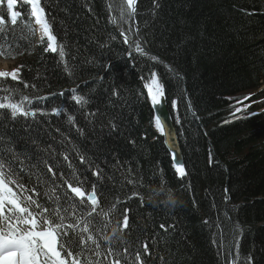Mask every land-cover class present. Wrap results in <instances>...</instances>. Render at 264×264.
<instances>
[{
    "label": "trees",
    "instance_id": "trees-1",
    "mask_svg": "<svg viewBox=\"0 0 264 264\" xmlns=\"http://www.w3.org/2000/svg\"><path fill=\"white\" fill-rule=\"evenodd\" d=\"M112 1L121 21L122 1ZM41 3L57 37V52L46 50L44 41L36 43L22 4L16 7L23 15L15 28L7 21V9L0 8L6 19L0 50H6L5 57L20 58L23 66L19 80L0 78V92L8 88L37 96L90 81L85 91L49 99L33 118H13L10 110L0 109V151L18 155L14 168L21 181L41 193L46 207L52 204L43 193L52 187L69 206L66 188L58 187L60 173L63 179L74 173L82 183L71 182L86 190L94 184L101 209L116 205L109 217L93 220L104 235H112L128 209L129 227L123 232L128 264H134L135 251L144 264H229L230 223L224 214L229 175L237 264H264V114L242 119L238 113L237 119L227 112V97L253 91L264 80V0H158V9L153 0H140L144 39L175 68L176 84L167 83L169 93H178L187 82L214 145L210 162L207 137L189 115L180 135L188 168L181 178L172 172L166 148L150 126L143 79L154 60L125 56L107 0ZM164 72L168 79L170 72ZM74 96L87 102L77 103ZM97 170L99 178L92 174ZM76 210L88 211L78 203ZM99 239L103 251L106 242ZM145 241L151 258L144 257Z\"/></svg>",
    "mask_w": 264,
    "mask_h": 264
},
{
    "label": "snow or ice",
    "instance_id": "snow-or-ice-1",
    "mask_svg": "<svg viewBox=\"0 0 264 264\" xmlns=\"http://www.w3.org/2000/svg\"><path fill=\"white\" fill-rule=\"evenodd\" d=\"M25 2L30 5V17L34 18L40 26L41 42L45 37L47 38L46 50L57 52V37L52 32L51 24L47 20L41 0H25ZM0 3H3V0H0ZM17 3L18 0H7L6 4L8 10L7 21H10L13 28L18 25V18L23 15L22 12L13 10L17 7ZM136 4L137 0H123L124 6L120 11L121 20L131 19L137 14ZM153 5L154 8L158 9V0H153ZM113 21L117 22L115 17ZM5 24V17L0 16V36L6 35L3 30ZM129 31H131V25ZM141 40L142 37L139 36L138 28L136 29L135 39L123 34L124 43L129 44L131 41L129 46H134L135 52L148 56L151 60H158V57L145 51ZM0 55H7L6 50H0ZM59 55L61 59L65 56L63 44L59 45ZM19 71V67L11 72L0 71V78L10 77L12 81H17L20 79ZM24 86L27 87L28 85L25 84ZM145 87L151 97L152 104L161 105L165 98V92L155 72L151 74L150 82ZM3 90L9 93L15 91L8 88ZM113 94L118 95V92ZM255 95V93H249L243 100H237L236 104L240 106L235 107L231 115L237 119L241 118L237 114L246 112L252 106L251 103H245V101H251ZM7 99L8 97L0 98V100ZM28 99V97H22L21 101L17 103L0 102V109L10 110L13 118L17 115L35 116V112L27 111L24 107L23 102ZM73 99L77 103L87 102L83 96H74ZM260 102H264V100ZM173 103L175 104V102ZM59 111V109H53V112L57 114ZM251 115H256V113ZM154 120L155 126L161 133H164L165 124L162 122L161 115H156ZM164 120H166V117ZM229 122L225 121V123ZM112 127L114 128L115 125L113 124ZM2 139L3 137H0V140ZM9 153H11V157H9ZM171 155L176 160L177 153L173 151ZM18 160V155L12 149L0 151V264H122V261L123 264H128L130 251L126 242L123 241V232L129 227L128 209L124 210L123 219L117 222V227L111 228L112 235H104L103 229L98 228L93 220L101 215L109 217L116 205L112 204L107 211L101 209L100 197L94 184L91 186V191H85L82 186H74L71 182V180H76L78 184L82 183L74 173L70 179H63V173H60L62 182L58 187L61 189L66 188L63 195L65 201L70 202L69 206H63L61 197L57 194V188L52 187L43 193V196L52 204L51 207H46L40 202L41 193L37 192L35 187L26 186L21 181L19 173L14 168ZM65 160H67V156H65ZM80 160L83 163L85 158L81 156ZM175 168L181 177L187 175L182 161H177ZM46 169L53 177L56 176V172L53 171L51 165L46 164ZM92 174L97 178L101 176L99 170ZM77 203L87 208L88 211L79 213L76 210ZM172 203L175 202L172 201ZM107 227L108 225L105 224L104 228ZM159 227L164 232L168 230L164 224L159 225ZM170 227H174V225ZM101 236L106 242L103 251H101L99 239ZM115 241L121 243L117 245L114 243ZM117 248L120 250H117ZM142 248L144 257L151 258L152 254L149 251L147 241L142 244ZM159 259L163 261L164 257L160 256ZM134 264H144L139 251H135Z\"/></svg>",
    "mask_w": 264,
    "mask_h": 264
},
{
    "label": "water",
    "instance_id": "water-1",
    "mask_svg": "<svg viewBox=\"0 0 264 264\" xmlns=\"http://www.w3.org/2000/svg\"><path fill=\"white\" fill-rule=\"evenodd\" d=\"M157 115H161L162 122H164L165 124V130H166L164 133L165 143L169 150H171L172 152L175 151L177 153L178 161H179L180 156H181V150H180L179 140L177 136V130L174 124L170 122L167 109L165 107L158 109ZM165 117H166V120H164Z\"/></svg>",
    "mask_w": 264,
    "mask_h": 264
},
{
    "label": "rangeland",
    "instance_id": "rangeland-1",
    "mask_svg": "<svg viewBox=\"0 0 264 264\" xmlns=\"http://www.w3.org/2000/svg\"><path fill=\"white\" fill-rule=\"evenodd\" d=\"M7 1V0H6ZM37 30H39V27L37 28ZM39 36V35H38ZM41 36V34H40ZM41 38V37H39ZM2 61V65L5 66V64H7L4 60L0 59ZM9 64H8V67L5 68V67H2L1 64H0V71H7V72H11L13 71L14 69H17L18 67L20 68L19 66V62L18 60H10V61H7ZM7 66V65H6ZM3 68V69H2ZM20 72V71H19ZM176 74V73H175ZM19 75V73H18ZM158 77V76H157ZM165 99V98H164ZM264 107V105L262 106Z\"/></svg>",
    "mask_w": 264,
    "mask_h": 264
},
{
    "label": "bare ground",
    "instance_id": "bare-ground-1",
    "mask_svg": "<svg viewBox=\"0 0 264 264\" xmlns=\"http://www.w3.org/2000/svg\"><path fill=\"white\" fill-rule=\"evenodd\" d=\"M37 24V23H36ZM39 27V30H37V33H38V35L40 36V34H41V32H40V26L37 24V28ZM7 64H5V66H6Z\"/></svg>",
    "mask_w": 264,
    "mask_h": 264
}]
</instances>
